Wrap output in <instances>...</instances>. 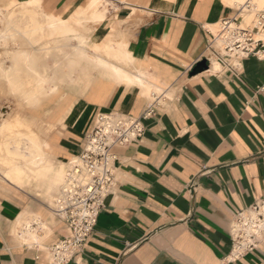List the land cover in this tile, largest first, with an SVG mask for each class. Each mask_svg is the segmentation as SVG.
<instances>
[{
  "label": "crops",
  "instance_id": "0c3cea01",
  "mask_svg": "<svg viewBox=\"0 0 264 264\" xmlns=\"http://www.w3.org/2000/svg\"><path fill=\"white\" fill-rule=\"evenodd\" d=\"M40 10L74 30L72 46L82 37L83 50L118 74L97 77L76 100L56 157L81 152L98 113L140 117L160 104L141 140L116 149V188L69 264H264V233L238 259L230 236L235 214L264 199V52L232 54L229 66L210 56L223 54L221 24L254 16L242 17L231 0H0V30ZM203 60L208 69L192 75ZM20 195L0 201V264H56L51 248L68 235L65 223L24 207ZM28 218L35 241L25 235Z\"/></svg>",
  "mask_w": 264,
  "mask_h": 264
},
{
  "label": "built area",
  "instance_id": "2783aa9c",
  "mask_svg": "<svg viewBox=\"0 0 264 264\" xmlns=\"http://www.w3.org/2000/svg\"><path fill=\"white\" fill-rule=\"evenodd\" d=\"M259 21L264 23V11L259 15ZM231 25L225 22L221 31L223 54L213 50L210 56L218 57L222 64L229 66L227 59L232 54L249 56L264 52V38L253 35L254 30L259 32L257 27L249 29L235 25L231 28ZM159 107V99L156 98L140 117L113 111L97 114L84 136L81 152L75 156V160L69 161L64 183L55 201L53 211L68 230V235L51 248L56 264H69L83 253L107 198L116 188V149L139 142L145 132L144 119L155 114ZM263 233L264 199L239 210L232 219L230 236L233 258L238 259L255 250Z\"/></svg>",
  "mask_w": 264,
  "mask_h": 264
},
{
  "label": "rangeland",
  "instance_id": "374dc122",
  "mask_svg": "<svg viewBox=\"0 0 264 264\" xmlns=\"http://www.w3.org/2000/svg\"><path fill=\"white\" fill-rule=\"evenodd\" d=\"M255 4L257 6L255 12L251 11L252 8L249 9L250 11L241 10V15L243 13L254 15L253 18H250L252 21L247 23V25L244 22L241 24L242 28L252 29L255 27L254 24L259 21V15L261 14V11H264L262 10L264 4H259L258 2ZM256 6H254V8ZM32 12L33 11L25 14V17L20 19L19 24L16 22L19 27L14 28L12 34L19 35V33L24 31L27 26L32 25L27 24L34 20L36 14ZM67 37H62L61 35L57 36V44L51 49L52 53L49 57L50 61L55 57L60 60L62 57V50L66 47L67 42L65 40ZM77 39V42L73 46L71 45V42L68 44L70 48L83 44V47L80 48L83 61L74 71V76H80L82 82L80 81L81 83L79 85L71 83L70 85H72V88L66 90V93L63 92L57 97L50 96L48 91L42 88V84L30 81L31 78L27 77L29 81L23 87V90L31 93V104H19L14 97L7 94L6 84L0 80V112H2L0 126H3V130L0 132V201L2 198L13 196L20 197V193H22L27 197H24V207L28 209H49L52 212L53 217H55L53 213L55 201L60 194L61 182L70 161L56 157L55 150L58 140L62 136V131L68 126L67 120L69 116L75 111L74 103L78 98L85 95L98 77L99 73L102 72L103 66L101 63H104L108 69L112 68L106 62H103L102 59H96L89 56L83 50L87 42L82 39V37H77ZM15 40H18V38ZM19 42L21 46L24 47V40L22 41L20 39ZM218 48L220 49V47ZM6 49H9L10 52L13 51V47L4 48L0 46V61L5 59L4 52ZM70 50L71 49L68 48V51ZM107 53L112 56L111 50ZM11 58L18 63L21 55L11 56ZM215 62L216 61L213 63ZM8 64L9 63L6 62L4 65ZM98 69H100L101 72H98ZM31 132H35L42 142L37 153L42 159H44V165L38 171H35L30 175L27 174L21 182L20 180H12L10 176L11 171L17 167L16 163L18 161L21 162L23 156H28V152L31 149L32 143L29 138ZM26 212L29 214L28 211ZM32 221V218L25 220L27 229H29L28 226H31ZM43 229L44 231H48L46 225ZM25 235L32 240L33 235L36 236V233L33 231H27ZM32 241H35V239Z\"/></svg>",
  "mask_w": 264,
  "mask_h": 264
},
{
  "label": "bare ground",
  "instance_id": "6f19581e",
  "mask_svg": "<svg viewBox=\"0 0 264 264\" xmlns=\"http://www.w3.org/2000/svg\"><path fill=\"white\" fill-rule=\"evenodd\" d=\"M231 1L237 2L238 6L241 7L244 11H248L250 8H252L251 11L255 12L254 5L253 3H251V1ZM254 1L258 2L259 4H264V0ZM42 10L35 13L36 15L34 17V20L27 23L28 25H32L27 26L24 31L19 33V35L12 34L14 32V28L19 27V23H14L12 21L13 19L11 21L7 20L10 23L6 24L4 28L0 30V46L4 48L13 47L12 52H10L9 49H6V51L4 52L5 59L0 61V80L6 84L7 94L14 97L19 104H31V93L23 90V87L29 81L27 77L31 78L30 81H35L36 83L42 84V88L46 89L50 96L53 97H57L63 92L66 93V90L72 88V85H70L71 83L79 85L82 82V78L80 76H74V71L78 67V65H81V62L83 61L80 49L83 47V44H79L76 47H71L72 51H68L69 41L66 39V47L62 50V57L60 58V60L55 57L52 61H50L49 57L52 53L51 49L54 45L57 44V36L61 35L62 37H67V35L72 33L74 30L70 26L62 24L58 19L53 18ZM247 15L248 13H243L241 16L246 17ZM254 25L259 29V33L256 38L263 39L264 23L258 21ZM234 27L235 25L232 24L231 28ZM222 30L223 24L219 26L218 42L220 45L224 44L223 36L221 37ZM16 38H18V40H15ZM20 39L22 41L24 40V47L21 46L19 42ZM110 50L112 51V49ZM16 55H21L20 61L18 63H16L15 60L13 61V59L11 58V56ZM6 62H8L9 64L4 65ZM101 65L103 66L102 72L99 73L98 77H109L113 79L115 78V75H118L113 72V68L109 67L110 69H108L104 63H101ZM212 68L213 71H217L221 68V66L218 62H215L213 63ZM1 114L2 112H0V118ZM2 128L3 126H0V132L3 130ZM29 138L30 142L32 143L31 149L28 152V156H23L21 158V162L18 161L16 163L17 167L14 168L13 171H11L10 176L12 180H20L21 182V180H23L27 174L30 175L31 173L38 171L44 165V159H42L41 156L37 153V150L42 145L39 136L35 132H31ZM72 160H75V157ZM66 173L63 179V183L66 177ZM41 224L44 228L45 224ZM28 227L29 229H27V231H31L32 226ZM34 239L36 240L37 236L33 235L32 240Z\"/></svg>",
  "mask_w": 264,
  "mask_h": 264
},
{
  "label": "water",
  "instance_id": "95a60500",
  "mask_svg": "<svg viewBox=\"0 0 264 264\" xmlns=\"http://www.w3.org/2000/svg\"><path fill=\"white\" fill-rule=\"evenodd\" d=\"M208 69V63L206 60H203L193 69L192 75H196Z\"/></svg>",
  "mask_w": 264,
  "mask_h": 264
}]
</instances>
